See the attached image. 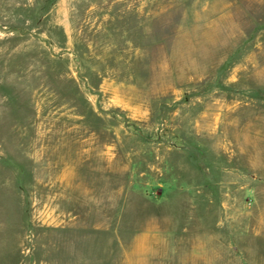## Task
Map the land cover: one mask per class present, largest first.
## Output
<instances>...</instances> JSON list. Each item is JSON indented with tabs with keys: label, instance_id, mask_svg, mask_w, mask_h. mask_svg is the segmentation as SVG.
<instances>
[{
	"label": "rangeland",
	"instance_id": "rangeland-1",
	"mask_svg": "<svg viewBox=\"0 0 264 264\" xmlns=\"http://www.w3.org/2000/svg\"><path fill=\"white\" fill-rule=\"evenodd\" d=\"M235 72L264 0H0V264H264V76Z\"/></svg>",
	"mask_w": 264,
	"mask_h": 264
},
{
	"label": "crops",
	"instance_id": "crops-1",
	"mask_svg": "<svg viewBox=\"0 0 264 264\" xmlns=\"http://www.w3.org/2000/svg\"><path fill=\"white\" fill-rule=\"evenodd\" d=\"M262 76H264V73L262 72H235V73H229L227 75V83H225V86L233 87L237 86L238 88H245V89H254V90H261L262 89V83L261 80L263 79ZM238 77V78H237ZM232 80H238L239 82H234ZM244 81H253V84L251 82L245 83ZM253 86V87H251ZM254 102L262 103V99L260 96H257L254 98ZM208 251V250H206Z\"/></svg>",
	"mask_w": 264,
	"mask_h": 264
}]
</instances>
